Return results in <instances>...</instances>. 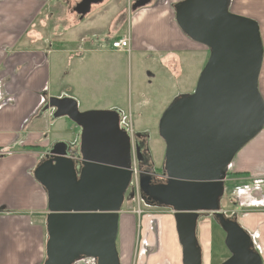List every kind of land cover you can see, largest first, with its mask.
Wrapping results in <instances>:
<instances>
[{"label": "water", "instance_id": "95a60500", "mask_svg": "<svg viewBox=\"0 0 264 264\" xmlns=\"http://www.w3.org/2000/svg\"><path fill=\"white\" fill-rule=\"evenodd\" d=\"M74 8L80 20L92 5ZM152 0H134L136 12ZM230 0H184L174 6L175 22L209 57L192 94L176 98L158 122L165 145L163 182L139 174V190L159 208L169 209L181 248V264H202L196 226L211 214L225 234L229 257L220 264H262L249 234L220 209L226 171L235 156L264 128L259 93L263 45L258 24L229 11ZM52 118H67L80 129L77 154L53 145L33 171L47 197L43 264H120L116 247L119 214L133 175L137 142L121 126L115 110L80 112L68 97L47 100Z\"/></svg>", "mask_w": 264, "mask_h": 264}, {"label": "crops", "instance_id": "0c3cea01", "mask_svg": "<svg viewBox=\"0 0 264 264\" xmlns=\"http://www.w3.org/2000/svg\"><path fill=\"white\" fill-rule=\"evenodd\" d=\"M119 1L104 0L102 3L92 5L90 12L101 4L103 7L108 6L109 9L114 7L111 5L112 2L118 4ZM131 1L133 0H127L126 6L114 11L108 35L112 39L116 31L121 30L126 22H130V33L133 36L130 37L129 50L120 51L111 47L112 54L131 52L160 54L169 70L174 71L178 77L182 75L183 60L189 59L190 55L194 64L196 63V70L192 72L194 88L200 71L209 57V51L189 39L175 22L174 6L184 0H152L149 5L136 12L130 10ZM49 2L50 0H0V153L3 154L0 156V264H43L47 197L44 189L34 180L33 171L53 145L59 142L66 143L61 135H51L54 126L59 124L60 130L66 128L78 131L67 118H60L65 121L53 119L52 110H45L47 100L51 97L48 93L50 76L48 55L51 51L46 48L45 50L27 48L25 44V40L35 43L42 39V35L32 33L31 29ZM228 9L233 14L254 20L259 26L263 63L258 88L264 102V0H230ZM72 13L78 18L75 29L89 14L80 20L74 8ZM109 53L111 54V52L106 54ZM113 74L114 67H108L110 82L107 84L99 82L97 70L91 74L93 75L91 86L101 97L106 95L102 85L110 88L115 86ZM109 96L110 94L105 98L106 104L103 109L120 110L111 103L115 99L111 100ZM120 123L123 124L121 116ZM123 127L127 129L125 125ZM132 128L130 124L128 129ZM134 130L133 132L137 134L147 135L140 124L135 126ZM237 174L239 176H235ZM226 182L230 185L226 203L234 209L229 211L231 213L224 212L223 209L226 207L220 209L236 220L249 234L254 249L264 264V209L247 210L252 207H264V128L235 156L228 167ZM134 214V211H126L124 218L130 216L134 220ZM208 215L212 217L211 214ZM201 217L202 214H199L196 226L197 241L201 248L202 264H211L213 259L211 221L209 219L208 222L205 220L208 218ZM156 220L154 218L151 222ZM212 220L214 221L213 217ZM169 224L170 221H167L168 226ZM156 242L155 237L153 245L147 248L145 262L158 257L157 250L153 249ZM126 243L130 245V240ZM170 243L173 254L181 263V248L178 246L177 236L176 239L172 237ZM119 248L127 250L125 253L129 250L133 255L132 248L127 246L125 249L122 240Z\"/></svg>", "mask_w": 264, "mask_h": 264}, {"label": "rangeland", "instance_id": "374dc122", "mask_svg": "<svg viewBox=\"0 0 264 264\" xmlns=\"http://www.w3.org/2000/svg\"><path fill=\"white\" fill-rule=\"evenodd\" d=\"M78 1L80 0H50L31 29L32 33L42 35V39L35 43L25 40L27 48H42L43 50L46 48L51 51L48 55L50 58L48 93L54 98L62 96L74 99L80 112L107 110L103 109V106L106 104V96L110 94L111 100L115 99L111 103L120 109L117 112L123 122L121 125L127 127L126 130L131 134L132 142L142 141L138 143H141V148L144 150L146 165L145 163H136V159L133 158V168L137 171L142 169L150 175L153 173L162 174L165 145L158 134V122L176 98L192 94L195 89L192 87V72L196 70V63L194 64L193 58L189 55V59L183 60L182 75L178 77L173 73L174 71L169 70L160 54H136L135 52L112 54L111 42L114 39L122 37L125 33H128L131 38L133 36L130 33V22H126L121 30L116 31L115 37L112 39L108 37L111 30L110 20L113 18L114 11L126 6L127 0H120L118 4L112 2L111 5L114 7L109 9L108 6L103 7V4L96 6L98 8L95 7L75 29L78 18L72 13V9ZM80 37L81 39H79ZM108 52L111 54H106ZM108 67H114L115 86L110 88L107 85H102L106 90V95L101 97L99 92L97 93L91 86L93 80L91 74L97 70L100 76L99 82L107 84L110 82ZM59 120L65 121L64 119ZM130 124L133 130L140 124L147 135L137 134L132 129H128ZM51 135H61V138L68 144L70 154L72 156L77 154L79 136L77 130L66 128L60 130L59 124H57L52 128ZM136 175L124 195V203L119 215L116 247L120 255V263L181 264L171 250L170 241L172 237L176 239V234L170 210L150 207L141 200L139 175L138 173ZM229 186L227 182H224V192L220 200V208L226 207L223 210L227 213H231L229 211L234 209H231L232 206L226 203ZM236 206H238L237 200ZM261 209L264 207H252L247 210ZM126 211H134L135 219L133 220L130 216L124 218ZM241 213L243 214V212ZM154 218L157 220L151 222ZM204 218H208L205 219L208 222L209 219L211 221L213 256L211 264H220L229 257V252L224 244L225 234L212 220V217L202 213L201 219ZM167 221H170L169 226ZM202 233H205L204 228ZM155 237L157 242L153 249L157 250L158 257L153 258L150 262H145L147 248L153 245ZM121 240L123 246L125 244V249L127 246L132 248L133 255L129 253V250L127 253H125L127 250H120ZM128 240H130V245L126 243ZM169 253L171 255L167 256ZM76 264H95V261L82 259Z\"/></svg>", "mask_w": 264, "mask_h": 264}, {"label": "flooded vegetation", "instance_id": "af4514ba", "mask_svg": "<svg viewBox=\"0 0 264 264\" xmlns=\"http://www.w3.org/2000/svg\"><path fill=\"white\" fill-rule=\"evenodd\" d=\"M76 7V5L74 6V8ZM79 17V16H78ZM137 145H138V147H139V153L135 156V159H136V163H138V164H143V163H145V165H146V158L144 157V150H143V148H141V143H138L137 142ZM140 171V172H139ZM139 171H137L136 170V172L138 173V175L140 174V173H143V171L144 170H139ZM144 172H146V171H144ZM149 174V173H148ZM150 175V174H149ZM161 174H159V175H157L156 173L154 174H151V183L152 184H159V183H162L163 182V178H161V177H159ZM227 175H228V172L226 173V176H225V181L224 182H226V177H227ZM141 200L145 203V204H147L148 206H150V207H157V206H155V204L152 202V201H149L148 200V198H147V196H145V195H141ZM223 213V212H222ZM172 214V213H171ZM224 215H225V217H227V218H232V217H229L228 215H226V213H223ZM214 222H215V220H214Z\"/></svg>", "mask_w": 264, "mask_h": 264}, {"label": "built area", "instance_id": "2783aa9c", "mask_svg": "<svg viewBox=\"0 0 264 264\" xmlns=\"http://www.w3.org/2000/svg\"><path fill=\"white\" fill-rule=\"evenodd\" d=\"M129 46H130V36L129 34H125L124 36L118 38V39H115L112 43H111V47L113 49H117V50H120V51H126V50H129ZM126 127V126H125ZM126 129V128H125ZM3 154L0 153V156H2ZM133 175H132V179L137 176V172L136 170L133 168ZM132 181V180H131Z\"/></svg>", "mask_w": 264, "mask_h": 264}, {"label": "bare ground", "instance_id": "6f19581e", "mask_svg": "<svg viewBox=\"0 0 264 264\" xmlns=\"http://www.w3.org/2000/svg\"><path fill=\"white\" fill-rule=\"evenodd\" d=\"M133 1H134V0H133ZM133 1H132V2H133ZM259 31H260V30H259ZM260 36H261V35H260ZM114 40H115V39H114ZM112 42H113V41H112ZM112 42H111V43H112ZM192 93H193V92H192ZM52 111H53V110H52ZM74 126H75V125H74ZM75 127H76V126H75ZM76 128H77V127H76ZM77 129H78V132H80V129H79V128H77ZM51 148H52V147H51ZM138 213H139V212H138ZM75 264H76V263H75Z\"/></svg>", "mask_w": 264, "mask_h": 264}, {"label": "trees", "instance_id": "16d2710c", "mask_svg": "<svg viewBox=\"0 0 264 264\" xmlns=\"http://www.w3.org/2000/svg\"><path fill=\"white\" fill-rule=\"evenodd\" d=\"M235 176H239V174L235 175Z\"/></svg>", "mask_w": 264, "mask_h": 264}]
</instances>
